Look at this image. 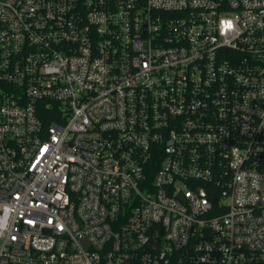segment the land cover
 I'll return each mask as SVG.
<instances>
[{"label":"built area","instance_id":"obj_1","mask_svg":"<svg viewBox=\"0 0 264 264\" xmlns=\"http://www.w3.org/2000/svg\"><path fill=\"white\" fill-rule=\"evenodd\" d=\"M0 264H264V0H0Z\"/></svg>","mask_w":264,"mask_h":264}]
</instances>
